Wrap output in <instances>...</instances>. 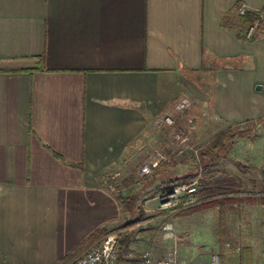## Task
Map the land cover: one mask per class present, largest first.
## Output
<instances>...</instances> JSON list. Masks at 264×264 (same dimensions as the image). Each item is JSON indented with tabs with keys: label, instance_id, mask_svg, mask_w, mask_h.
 Returning <instances> with one entry per match:
<instances>
[{
	"label": "crops",
	"instance_id": "obj_1",
	"mask_svg": "<svg viewBox=\"0 0 264 264\" xmlns=\"http://www.w3.org/2000/svg\"><path fill=\"white\" fill-rule=\"evenodd\" d=\"M237 3L264 14V0H0V264H73L120 221L119 175L163 186L165 164L140 169L182 88L193 106L210 89L198 115L213 121L264 117V34L238 37Z\"/></svg>",
	"mask_w": 264,
	"mask_h": 264
},
{
	"label": "rangeland",
	"instance_id": "obj_2",
	"mask_svg": "<svg viewBox=\"0 0 264 264\" xmlns=\"http://www.w3.org/2000/svg\"><path fill=\"white\" fill-rule=\"evenodd\" d=\"M199 77L204 82L207 80L201 74ZM185 78L192 80L197 77L194 74H188ZM180 92L188 98L193 97L189 88H182ZM204 93L206 99L201 103L203 97H195L194 106L189 98L191 102V106L187 109L190 111L189 117L194 115L196 119H189L177 129L166 126L168 129L164 131L162 143L152 145L150 142L146 146V148L151 146V152L163 149L170 156V162L165 164L167 172L163 174L166 176V182L187 172L195 171L198 164L189 150L181 156L176 155L177 143L174 140L176 133H183L187 137L189 146L201 148L215 133L227 127L225 123L209 119L207 113L198 115V107L203 109L211 107L210 89L204 90ZM261 118L264 119V117ZM254 131L259 133L260 137L235 136L230 144L226 143L227 145L225 144V147L219 150L214 159L213 173L216 183L213 185L218 191L224 193L205 196V199L213 197L220 199L222 195L230 198L226 204L224 199L220 202L222 205L225 204L226 224L223 264H239L240 249L243 246L251 248L252 264H264V206L259 201V196L264 190V171L262 170L264 169V122L256 124L252 133ZM142 152L143 150L138 152L137 159L134 161L137 170L143 162L144 153ZM128 179V176L124 178L123 175H119L118 181L113 183L114 186L116 185L114 193L117 194V190L123 187L125 188L123 195L134 194L137 200L130 208L120 203V221L113 229H119L121 234H127L132 252L141 253L151 250L155 255L161 256L174 250L178 262L180 260L191 262L202 260L211 253L219 251L216 207L202 209L190 215H178L177 208L160 206L157 196L162 192H159L158 185L146 191L142 187H135V183H140L141 178H138V181L134 178L131 181ZM166 222H171L173 230L179 234L183 233L185 237L177 241L170 238L161 229Z\"/></svg>",
	"mask_w": 264,
	"mask_h": 264
},
{
	"label": "built area",
	"instance_id": "obj_3",
	"mask_svg": "<svg viewBox=\"0 0 264 264\" xmlns=\"http://www.w3.org/2000/svg\"><path fill=\"white\" fill-rule=\"evenodd\" d=\"M237 10L238 13L243 14L247 9L245 5L241 4ZM257 12L258 17L254 24L249 28L248 35L264 16L262 11ZM190 106L191 102L188 97L183 96L179 98L174 103L171 111L158 117L156 124L158 126L174 125L175 114H181ZM174 140L177 143V156H181L186 150H189L192 152L197 163L199 162L198 149L194 146L188 145L187 137L183 135V133H176L174 135ZM163 162H170V156L163 149H156L141 167L140 174L142 176L149 175L153 167ZM200 176L201 168L199 167L197 175L188 183L179 184L162 193H158L157 199L160 202V206L177 208L176 210L180 211L198 205L201 202L197 195ZM161 229L174 241L185 237V235H182L183 233L179 234L173 230L171 222L164 223ZM121 238L122 234L119 229L107 231L98 240L80 253L75 258L73 264H119V241ZM124 257L125 261L123 264H223L218 252L211 253L206 259L191 262L185 260H180L178 262L174 250L166 252L163 256H156L151 250H146L141 253H134L129 250L124 254Z\"/></svg>",
	"mask_w": 264,
	"mask_h": 264
},
{
	"label": "trees",
	"instance_id": "obj_4",
	"mask_svg": "<svg viewBox=\"0 0 264 264\" xmlns=\"http://www.w3.org/2000/svg\"><path fill=\"white\" fill-rule=\"evenodd\" d=\"M241 5V3H237L234 12L237 22L239 23L238 26V37L242 41H252L255 38L259 37L260 35L264 34V16L261 20H259L258 25L253 28L252 32L248 35L249 28L254 24L258 17V12L254 10L247 9L243 14L238 13V7ZM227 17L224 18L223 23L226 24ZM188 119V110H184L181 114H176L174 116V127L175 129L185 123V121ZM264 122L263 118H257V119H247L241 123H231L228 124L227 127L223 130H219L215 135L209 139L201 148L198 149V159L199 162L197 164V170L193 172H187L184 175H181L180 177H176L174 179L168 180L163 186L159 187V192H164L176 185L188 183L191 181L198 173V168H201V176L198 184L197 189V195L199 199L201 200V203L198 205L189 207L184 210H180L177 212L178 215H190L195 212H198L202 209H207L210 207H216L218 209V222H217V244H218V253L220 255L221 262L224 263V234H225V204L228 203L230 200L229 197L226 195H222L220 199L217 197L205 199V196H211L213 194H222L224 192H220L217 190L216 187H214L213 184L216 183V179L214 176V168L215 163L214 159L218 155L219 150L223 149L225 147V144H230L235 136H238L240 138L249 136L253 138L260 137V134L253 132L255 129L256 124H260ZM234 127V128H233ZM226 144V145H227ZM192 153V152H191ZM193 155V154H192ZM163 164H167L166 162H163ZM264 171V169H262ZM264 188V184H263ZM116 196L119 199V202L126 206L127 208H130V206H133L135 204V201L137 200V197L134 194L129 195H123L121 192H118ZM224 199L226 202L224 205H222L220 202L224 201L221 200ZM259 201L262 206H264V190L262 191V194L259 196ZM141 213H139L140 215ZM98 231H94L92 235H90L89 240L93 239L98 235ZM127 234H122V238L120 239V255H119V264H123L125 261L124 254L130 250L129 242L127 239ZM264 252V250H263ZM239 264H252V252L251 248L248 246H243L240 249V257H239ZM264 262V258H263Z\"/></svg>",
	"mask_w": 264,
	"mask_h": 264
}]
</instances>
